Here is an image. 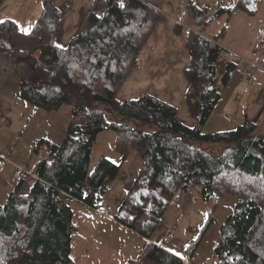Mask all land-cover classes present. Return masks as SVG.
<instances>
[{"label": "trees", "instance_id": "16d2710c", "mask_svg": "<svg viewBox=\"0 0 264 264\" xmlns=\"http://www.w3.org/2000/svg\"><path fill=\"white\" fill-rule=\"evenodd\" d=\"M260 2L232 0L230 7L218 8L215 16L225 15L226 22L211 40L190 32V60L184 74L199 93L194 128L180 123L174 108L148 95L137 100L116 98L159 18L157 11L142 2L95 0L64 49L57 47L55 39L67 9L57 10L54 0L44 2L28 34L21 33L12 20L0 24V53L22 52L35 59L32 78L22 76L19 96L46 112L63 106L71 111L59 145L38 143L50 158L39 164L37 174L33 170L39 180L24 195L20 191L25 182L19 183L0 206V264H74L70 258L72 211L63 193L92 206L96 195L107 193L132 153L140 158L141 166L112 216L145 240L131 264H183L150 239L185 191H196L203 204L212 198H217V204L226 196L236 199L212 249L218 264H264V135L255 134L257 122L222 133L202 131L220 97L216 65L223 49L217 42L237 11L254 16ZM188 11L194 26L207 25L206 10L190 4ZM254 53L264 58V26ZM233 69L232 65L226 68L223 86ZM106 130L115 134L120 162L101 158L89 173L93 144ZM207 145H223L225 151L214 155L206 150ZM228 149L233 157L225 156ZM84 190L89 198L83 197ZM212 217L210 213L198 238L187 248L189 257L196 253Z\"/></svg>", "mask_w": 264, "mask_h": 264}, {"label": "crops", "instance_id": "0c3cea01", "mask_svg": "<svg viewBox=\"0 0 264 264\" xmlns=\"http://www.w3.org/2000/svg\"><path fill=\"white\" fill-rule=\"evenodd\" d=\"M45 1L3 0L0 4V21L12 20L21 33L25 34L22 29H28V34L40 16ZM94 1L54 0V7L57 10L67 9L55 39L56 45L61 46L59 48L64 49L68 46ZM138 1L157 11L159 18L116 98L137 100L143 94L148 95L174 108L178 121L188 128H194L199 93L196 88L190 86L184 74L190 60L188 36L191 31H195L205 37L202 30L211 28L213 19L218 17L215 16L216 10L230 7L232 0H187L189 5L194 4L198 9L208 12L205 27L193 25L190 11L184 20L179 21V0ZM219 19L223 21H219V26L212 28L213 37L205 38L211 40L219 34L226 22V16H219ZM263 26L264 0H261L254 16L237 11L231 18L224 37L218 40L217 45L223 49L216 65L215 86L220 90V97L203 129L208 127L215 115L219 119V125L212 126L213 130L207 133L234 131L248 122H257L260 127L262 126L264 58L260 59L262 64H259L254 49ZM34 62V57L22 52H14L11 55L0 53V151L7 159L4 163L0 161V206L19 185L11 180L15 167L31 169L37 174L39 164L50 159L48 151L38 143L45 141L50 145H59L69 125L71 111L68 107L63 106L57 111L46 112L19 96L22 76L33 74ZM249 62L257 65L252 69V78L247 81L242 71ZM229 65L234 69L223 86L221 78ZM104 132L99 133L96 140L108 136L114 144L115 138ZM106 153L111 156L107 158L110 161L120 162V157L115 153L108 151ZM101 157L106 158L104 153ZM130 158L131 155L124 165ZM42 171L45 172V168ZM31 186L24 185L20 193L26 194L27 189L28 193ZM187 194L188 191L169 207L171 211L169 212V209L166 211L150 242L159 246L158 241L161 237L168 232L172 233L173 240L163 246L166 251L180 258L183 264L184 261L187 264H209L210 261L202 255L201 244L195 254L190 257L186 254L189 245L198 238L205 226L207 221L204 217L208 215L204 204L197 200V194L193 198ZM76 204L77 209L84 213L79 223V235L83 241L87 240L86 251L83 255L80 254L78 259L83 260L86 256L88 264H131L145 240L112 220V216L120 207L110 217L107 211L103 216L79 202L72 205L70 203L72 218ZM103 205L105 208L108 207L105 196ZM72 221L74 222V219Z\"/></svg>", "mask_w": 264, "mask_h": 264}, {"label": "rangeland", "instance_id": "374dc122", "mask_svg": "<svg viewBox=\"0 0 264 264\" xmlns=\"http://www.w3.org/2000/svg\"><path fill=\"white\" fill-rule=\"evenodd\" d=\"M219 21H223V20H220L219 17H216L215 19H213V22L211 23L210 29H203L202 30L205 37H207V38L213 37L212 28L213 27L216 28L217 26H219L218 25ZM259 37H260V35H259ZM258 40H259V38H258ZM259 61H260V59H259ZM259 61L257 60V62H259ZM259 64H262L261 61ZM258 72L262 73L260 71H258ZM30 76L32 78V73H30ZM64 107H68V106H64ZM68 108L70 109V107H68ZM70 121H71V113H70V117H69V123H70ZM215 124H216V126L219 125V119L216 117V115L211 118L208 127L204 128L202 131L204 133H207V132L213 130L212 126H215ZM261 124H262V126L261 127L259 126L257 128V131L255 132V134L264 135V120L261 121ZM104 133H109L110 135L113 136V139L115 138V134L112 130H106ZM213 133H218V132H213ZM207 134H210V133H207ZM205 148L209 153H212L214 155H218V154L221 155L225 151V150L222 151L224 149L223 145H207V146H205ZM228 150H230V149H228ZM107 151L115 153L116 155H118L114 149V144H113V141L111 138L109 139L108 136L103 137V138H98L92 147V151H91V155H90V161H89V165H88V172L89 173H91L94 170L97 161L102 158L101 157L102 153L105 154L106 158L111 157L110 155H108V153H106ZM233 155H234V153L231 150L227 151L225 154V156L227 158L233 157ZM114 163L117 164L118 161H114ZM140 166H141L140 158L135 153H132L131 158L122 167L117 178L113 181L111 187L109 188L107 193L104 195L107 206H108L106 208L104 206V209L109 213L110 217L122 204V202L124 200V196L130 190V188L132 187V185L134 183V180L136 179V176H137V173L140 169ZM28 182H29V180H27V182H25V185L27 187L29 185ZM27 191H28V189L26 190V194H27ZM84 191L86 192V190H84ZM21 194L24 195V193H21ZM195 194H196V191H191L187 195H189L190 198H193V197H195ZM182 196L183 195H181L180 197H182ZM63 197L66 198L65 202L69 207H70V205H69L70 203L72 205V203H75V202L78 203L79 202V201H76L74 199L71 200L70 198H67L65 193H63ZM100 197L101 198H100L99 204L101 205L103 197L102 196H100ZM217 202H218L217 198H212L209 202H206L203 205L205 207L207 214H208L207 216L204 217L206 219V221H207L210 213L213 214L212 223H211V225L208 226L206 232L202 235V238L200 241V244H201L200 247H201V250L203 251L202 255L205 259L210 261L209 264H218L217 260H215V257L212 256V249H213L214 243L217 241L219 228L225 222L227 216L232 212L233 207L236 203V199L232 196H226L219 204H217ZM77 206L78 205L76 204L75 205V212L73 213V218H72V219H74V222L72 221L73 226H74V231L71 234L72 247H71L70 258L74 264H88V260L86 259V256L83 257L84 258L83 260L78 259L80 254L83 255V253H85V251H86L85 244H86L87 240L83 241L82 236L79 235V232H80L79 223L81 222V218L84 217V213L79 211L77 209ZM71 211H72V209H71ZM168 211L170 212L171 210L169 209ZM158 244H160V241H158ZM83 245H84V248H83ZM85 259H86V261H85Z\"/></svg>", "mask_w": 264, "mask_h": 264}, {"label": "built area", "instance_id": "2783aa9c", "mask_svg": "<svg viewBox=\"0 0 264 264\" xmlns=\"http://www.w3.org/2000/svg\"><path fill=\"white\" fill-rule=\"evenodd\" d=\"M188 6L189 3L187 0H179L178 1V12H179V21L181 22V20H184L187 16H188ZM257 64H255L254 62H249L247 63L246 68L243 69L242 74L243 77L249 81L252 78V69L253 67H255ZM0 161L7 162V159H5L2 155H1V151H0ZM15 184H19L21 182H27V180H29V185H32L33 182L35 180H39V178L37 177V175L33 172V170H26L22 167L16 166L15 167V171L12 175V179H11ZM66 196L70 199H74L76 201H79L78 199L71 197L69 195L66 194ZM83 197L89 198L88 193L83 191ZM100 196L96 195L94 197V202L92 204V206H87V208L99 213V214H106V210L99 204L100 203ZM83 201V200H81ZM80 202V201H79ZM84 202V201H83ZM81 202V203H83ZM174 238V235L172 233H166L164 236L161 237L160 239V245L161 247L165 246L166 244L170 243ZM184 264H187L186 261H184Z\"/></svg>", "mask_w": 264, "mask_h": 264}, {"label": "snow or ice", "instance_id": "6c2138e0", "mask_svg": "<svg viewBox=\"0 0 264 264\" xmlns=\"http://www.w3.org/2000/svg\"><path fill=\"white\" fill-rule=\"evenodd\" d=\"M120 7L121 8H123L124 7V3L123 2H121V4H120ZM4 23V21H0V24H3ZM22 31H24L25 32V34H27V32H28V29H22ZM57 47H61L60 45H57Z\"/></svg>", "mask_w": 264, "mask_h": 264}, {"label": "water", "instance_id": "95a60500", "mask_svg": "<svg viewBox=\"0 0 264 264\" xmlns=\"http://www.w3.org/2000/svg\"><path fill=\"white\" fill-rule=\"evenodd\" d=\"M186 192V191H185Z\"/></svg>", "mask_w": 264, "mask_h": 264}]
</instances>
